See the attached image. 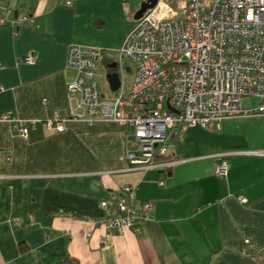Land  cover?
Wrapping results in <instances>:
<instances>
[{
  "label": "crops",
  "instance_id": "crops-1",
  "mask_svg": "<svg viewBox=\"0 0 264 264\" xmlns=\"http://www.w3.org/2000/svg\"><path fill=\"white\" fill-rule=\"evenodd\" d=\"M144 1L0 0V116L37 121L25 138L0 122V264H264V116L170 129L165 164L144 172L123 159L114 123L45 128L74 111L68 48L100 51L94 78L100 66L108 73ZM222 158L224 179L214 174ZM123 186L151 205L140 231L91 223Z\"/></svg>",
  "mask_w": 264,
  "mask_h": 264
},
{
  "label": "built area",
  "instance_id": "built-area-1",
  "mask_svg": "<svg viewBox=\"0 0 264 264\" xmlns=\"http://www.w3.org/2000/svg\"><path fill=\"white\" fill-rule=\"evenodd\" d=\"M120 1L127 5L133 0ZM100 56L91 48H68L66 65L75 74L66 92L74 111L55 114L45 128L61 132L64 122L114 123L124 130L123 159L136 170L165 164L158 161L167 156L168 130L177 126L207 128L227 119L264 116V0H156L118 49L119 72L125 61L134 77L126 95L120 81L112 100L100 98L94 82ZM20 62L32 65L35 60L27 56ZM242 98H255L257 105L243 108ZM166 104L177 114L162 108ZM0 122L23 138L37 123L10 115L0 116ZM227 169L222 158L214 174L224 179ZM135 190L123 186L111 203L100 202L104 216L90 222L107 232H139L151 205L136 203ZM238 201L245 203L241 197ZM105 242L103 236L98 238V243Z\"/></svg>",
  "mask_w": 264,
  "mask_h": 264
},
{
  "label": "rangeland",
  "instance_id": "rangeland-1",
  "mask_svg": "<svg viewBox=\"0 0 264 264\" xmlns=\"http://www.w3.org/2000/svg\"><path fill=\"white\" fill-rule=\"evenodd\" d=\"M123 64H125L126 67L131 68V65L128 62L123 61L121 63V66H123ZM100 67L101 68L99 70V73L98 72L96 73V77L94 78V82L97 83L98 88H99L101 94H103V95H110V92L108 90L107 80L105 78L106 73H107V69L104 66H100ZM118 74H119V71H118ZM121 76H122V81L125 84V92H126V90L128 89L130 83L132 82L133 72L123 71V73H122ZM124 94H126V93H124ZM240 104H241V106L243 108L254 107V106L257 105V100L255 98H242L241 101H240ZM129 108L130 109L131 108L139 109L140 107L137 106V105H131V106H129ZM162 108H165V105H163Z\"/></svg>",
  "mask_w": 264,
  "mask_h": 264
},
{
  "label": "water",
  "instance_id": "water-1",
  "mask_svg": "<svg viewBox=\"0 0 264 264\" xmlns=\"http://www.w3.org/2000/svg\"><path fill=\"white\" fill-rule=\"evenodd\" d=\"M156 3V0H145L144 2H142L139 5L138 10L136 11V13L133 16V21H138L139 19L142 18V16L145 14V12L147 10H150L154 7ZM109 69H112L113 72H108L105 76L106 80H107V84L109 87V90L111 92H116L119 87H120V79H119V74H118V65L117 63H113ZM166 109L173 114H177L174 110H172L170 108V106L168 104H166Z\"/></svg>",
  "mask_w": 264,
  "mask_h": 264
},
{
  "label": "trees",
  "instance_id": "trees-1",
  "mask_svg": "<svg viewBox=\"0 0 264 264\" xmlns=\"http://www.w3.org/2000/svg\"><path fill=\"white\" fill-rule=\"evenodd\" d=\"M164 158H167V156L164 157ZM57 264H79V263L77 262L76 259L68 257V258L64 259L63 261H61V262H59Z\"/></svg>",
  "mask_w": 264,
  "mask_h": 264
},
{
  "label": "flooded vegetation",
  "instance_id": "flooded-vegetation-1",
  "mask_svg": "<svg viewBox=\"0 0 264 264\" xmlns=\"http://www.w3.org/2000/svg\"><path fill=\"white\" fill-rule=\"evenodd\" d=\"M110 72H113V70H112V69H109V73H110Z\"/></svg>",
  "mask_w": 264,
  "mask_h": 264
}]
</instances>
